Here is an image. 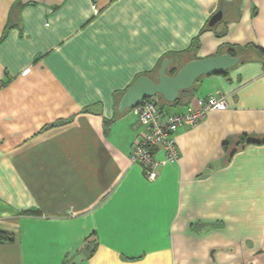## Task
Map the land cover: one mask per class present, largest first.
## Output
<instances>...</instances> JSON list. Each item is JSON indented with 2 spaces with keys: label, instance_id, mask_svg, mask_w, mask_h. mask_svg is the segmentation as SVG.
Returning <instances> with one entry per match:
<instances>
[{
  "label": "crops",
  "instance_id": "0c3cea01",
  "mask_svg": "<svg viewBox=\"0 0 264 264\" xmlns=\"http://www.w3.org/2000/svg\"><path fill=\"white\" fill-rule=\"evenodd\" d=\"M230 48L236 66L156 97L228 106L149 180L123 94ZM1 233L0 264H264V0H0Z\"/></svg>",
  "mask_w": 264,
  "mask_h": 264
},
{
  "label": "built area",
  "instance_id": "2783aa9c",
  "mask_svg": "<svg viewBox=\"0 0 264 264\" xmlns=\"http://www.w3.org/2000/svg\"><path fill=\"white\" fill-rule=\"evenodd\" d=\"M227 106L225 95L211 94L196 97L193 104L184 112L167 113L154 97L143 99L134 107L138 121L144 128L133 143L131 162L141 164L147 178L155 180L159 164L176 162L179 159L177 143L179 129L197 125L206 119L210 111L225 109ZM158 149L164 154L160 161L156 158Z\"/></svg>",
  "mask_w": 264,
  "mask_h": 264
},
{
  "label": "water",
  "instance_id": "95a60500",
  "mask_svg": "<svg viewBox=\"0 0 264 264\" xmlns=\"http://www.w3.org/2000/svg\"><path fill=\"white\" fill-rule=\"evenodd\" d=\"M222 12L217 11L210 19L212 26L220 21ZM242 57L220 53L207 58H195L184 63L176 73L168 72L169 58H165L154 77L139 75L123 94L119 110L121 112L136 107L143 99L163 97L167 102H175L183 92L191 90L203 75L223 73L239 64Z\"/></svg>",
  "mask_w": 264,
  "mask_h": 264
},
{
  "label": "trees",
  "instance_id": "16d2710c",
  "mask_svg": "<svg viewBox=\"0 0 264 264\" xmlns=\"http://www.w3.org/2000/svg\"><path fill=\"white\" fill-rule=\"evenodd\" d=\"M229 54H231V55H238L237 54V52L234 50V49H229ZM179 68L178 67H174V68H172L171 70H170V73H176L177 72V70H178ZM226 72V71H225ZM192 91V89L191 90H188V91H185V92H183L182 94L184 95V93H188V92H191ZM182 94H181V96L175 101V102H173V103H170V102H168V103H170V104H177V103H179L181 100H182ZM157 96H155L154 98L155 99H157L156 98ZM160 98L161 99H163V100H165L163 97H161L160 96ZM159 102V101H158ZM165 102H166V100H165ZM162 105V104H161ZM249 142H252V140H250V137H249V135H247V134H243V135H240V137H239V139H238V141H237V145H241V144H246V143H249ZM227 143L228 142H225L224 143V146H225V148H227ZM3 234L1 233L0 234V239H1V241L3 240Z\"/></svg>",
  "mask_w": 264,
  "mask_h": 264
}]
</instances>
